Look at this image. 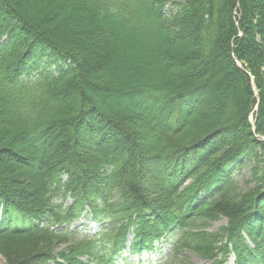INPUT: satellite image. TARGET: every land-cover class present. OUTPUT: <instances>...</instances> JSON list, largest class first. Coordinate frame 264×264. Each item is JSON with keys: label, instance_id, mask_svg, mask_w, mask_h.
Listing matches in <instances>:
<instances>
[{"label": "trees", "instance_id": "16d2710c", "mask_svg": "<svg viewBox=\"0 0 264 264\" xmlns=\"http://www.w3.org/2000/svg\"><path fill=\"white\" fill-rule=\"evenodd\" d=\"M256 135L264 0H0V224L28 227L0 231L6 264H109L130 230L131 253L264 264V184L235 174L264 178ZM84 206L106 232L51 228Z\"/></svg>", "mask_w": 264, "mask_h": 264}, {"label": "rangeland", "instance_id": "374dc122", "mask_svg": "<svg viewBox=\"0 0 264 264\" xmlns=\"http://www.w3.org/2000/svg\"><path fill=\"white\" fill-rule=\"evenodd\" d=\"M182 40H181V43H185V42H182ZM172 41L176 45H178V43H179L177 41V39H173ZM246 68H248V67H246ZM243 69H244V67H243ZM254 89L255 88H253L254 97L258 98L257 89H255V90ZM135 112L139 116L141 115L140 112H138V111H135ZM143 115L144 114H142L141 117ZM142 122L145 125L150 126V125H148V123H146L144 121H142ZM143 133H144V130H142V135H143ZM180 144H181V140H176V141H171V142L168 140V141L164 142V144L162 143L160 145V147L161 148H163V147L171 148L169 150V151H171V150H174ZM151 165H152V168H154L155 166L157 167L156 164H151ZM250 166H251V164H250ZM248 179H250V174L248 173L247 166H244V170L242 172V177L239 180L240 189L242 191L241 193H246V192L250 191L252 188H254L255 186H258V185L261 186L262 184H264V178L262 180H260L259 182H256L255 184H253V182H251L252 180L250 179L247 182V184H245V180H248ZM80 220H79V222H80ZM225 221H226V219L221 218L219 220L211 222L209 224V226L207 227V230L213 232L216 229H218L219 226L223 225L225 223ZM74 225L75 226L78 225L77 221L75 222ZM183 259L186 263H189V264H203V261L198 259L195 255L191 254L190 252H186V254L184 253ZM234 261H235L234 255H231L226 264H234ZM0 264H6L5 259L1 255H0ZM114 264H179V263L177 261H175L173 259V257L170 256L169 243H161L159 245L158 249L152 250L151 252H143V253L137 254V255H131L128 252H126Z\"/></svg>", "mask_w": 264, "mask_h": 264}, {"label": "bare ground", "instance_id": "6f19581e", "mask_svg": "<svg viewBox=\"0 0 264 264\" xmlns=\"http://www.w3.org/2000/svg\"><path fill=\"white\" fill-rule=\"evenodd\" d=\"M163 163V159L162 158H159V159H157L155 162H154V164H156L157 166H159L160 164H162ZM155 166V165H154ZM156 167V166H155ZM155 167L153 168V169H155Z\"/></svg>", "mask_w": 264, "mask_h": 264}]
</instances>
